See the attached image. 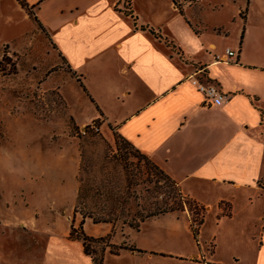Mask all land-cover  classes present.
I'll return each instance as SVG.
<instances>
[{
  "label": "crops",
  "instance_id": "obj_1",
  "mask_svg": "<svg viewBox=\"0 0 264 264\" xmlns=\"http://www.w3.org/2000/svg\"><path fill=\"white\" fill-rule=\"evenodd\" d=\"M8 1L33 22L25 34L38 29L17 0ZM25 1L69 68L57 85L74 120L108 126L204 209L198 252L180 234L167 242L158 230L151 242L135 243L142 225L158 221L146 219L138 230L116 232L127 249L106 250L103 264H264V0L240 9L237 30L218 20L212 27L176 0ZM228 49L235 56L218 60ZM198 68L228 100L203 105L189 77ZM168 222L171 232L182 223ZM190 222L184 228L193 233ZM113 228L89 218L83 226L96 238ZM41 249L40 264H93L70 232L49 236Z\"/></svg>",
  "mask_w": 264,
  "mask_h": 264
},
{
  "label": "rangeland",
  "instance_id": "obj_2",
  "mask_svg": "<svg viewBox=\"0 0 264 264\" xmlns=\"http://www.w3.org/2000/svg\"><path fill=\"white\" fill-rule=\"evenodd\" d=\"M176 1L179 7L186 3L192 14L212 27L218 20L224 30L241 28L240 13L245 10L240 9L248 5L247 0ZM31 26L33 22H28L11 1L0 2V264H40L41 245L45 246L49 236L63 239L71 228L73 235L85 234L87 218L76 211L84 153L101 168L99 176L118 177L126 186L132 182L141 206L168 202L174 207L166 214L147 218L158 221L146 222L138 234L132 232L135 243L139 238L151 242L158 230L167 242H171L170 236L180 234L198 252V240L204 247L206 238L186 231L184 223L190 220L192 230H199L203 207L183 195L179 185L166 179L154 163L137 155L132 147H124L108 126L98 121L97 127L91 124L86 128L74 120L57 85L69 74V68L40 27L25 34ZM4 40L10 43L3 44ZM120 164L127 165L129 173ZM169 214H173L169 219L162 217ZM177 220L181 226L171 232L168 221ZM109 224L114 227L110 235H99L102 240L88 242L95 264L104 249L122 245L116 235L122 220ZM126 262L110 258L106 264Z\"/></svg>",
  "mask_w": 264,
  "mask_h": 264
},
{
  "label": "trees",
  "instance_id": "obj_3",
  "mask_svg": "<svg viewBox=\"0 0 264 264\" xmlns=\"http://www.w3.org/2000/svg\"><path fill=\"white\" fill-rule=\"evenodd\" d=\"M23 8L29 13V17H32L34 21L38 24V27H40L42 30V25L40 22H38L37 18L34 17V14L31 12V10L28 8L27 2L25 0H17ZM251 0H247L248 4ZM242 15V14H241ZM44 31V30H43ZM244 32V30H243ZM243 37V36H242ZM242 37L240 41L242 40ZM98 121H94L93 125L97 127ZM92 125H87L86 128H90ZM99 128V126H98ZM119 140L125 145L130 146L134 149L135 153L144 159H147L150 164L153 165V162L150 160V158L138 150L135 149L133 144H131L129 141L124 139L123 137L117 135ZM116 144L118 145V141L116 140ZM116 148L119 149V146ZM110 147V146H109ZM112 148V147H110ZM112 150V149H111ZM120 156L117 157V159ZM119 166L122 167L125 171L129 173V167L123 166L120 164ZM156 169L160 171L161 174H163L166 179H168L171 182H174L161 168H159L157 165ZM114 167H118V165H115ZM117 170V169H114ZM101 171V168L99 165L92 161V159H88L86 153L83 154V160L78 176V192H77V207L76 211L80 212L81 215H83L86 218H90L93 220L94 223H101V224H109L115 223V220L121 219L123 222V227L128 226L132 227L135 230H138L140 225L147 219L156 217L160 214H166L172 210H175L174 207L169 206L168 202L166 204H158L154 203L153 206H144L140 204L139 195H137V191H135L131 184L132 182L129 181V185H124L118 177H113L111 175H105V176H99L98 173ZM110 172V171H109ZM109 174V173H108ZM141 176V172L137 174ZM128 176V175H127ZM141 178V177H140ZM140 182V180H139ZM138 183H134L135 185H139ZM175 183V182H174ZM109 217H115L109 218ZM117 217V219H116ZM131 218V220H130ZM203 223V220L201 221V225ZM200 225V226H201ZM74 228H71L70 237L71 238H78L81 239L85 248V253L87 256L91 257L90 250L88 249V242L94 241L97 242L98 238L91 237L86 234H83V236H77L73 235ZM194 236L198 235V230L193 229ZM97 239V240H94ZM102 240V239H101ZM112 249H110V253L118 254L122 249H127L125 246H116L111 245ZM132 251H136L139 253H143L144 251L137 249L135 247H130ZM106 252V249H104ZM105 252L103 256L105 255ZM103 256L101 259H99L97 264H103ZM94 261V260H93ZM93 264H95L93 262ZM208 264H218V263H211Z\"/></svg>",
  "mask_w": 264,
  "mask_h": 264
},
{
  "label": "built area",
  "instance_id": "obj_4",
  "mask_svg": "<svg viewBox=\"0 0 264 264\" xmlns=\"http://www.w3.org/2000/svg\"><path fill=\"white\" fill-rule=\"evenodd\" d=\"M231 55L235 56V52H233L231 49H228L226 55H224L222 58L218 57V60L229 62ZM204 74V70L198 68L195 73L189 76L192 82L191 84L203 95V105L210 107L216 104H222L228 100L229 95L227 92H225L216 83L208 81ZM260 186L262 189H264V176L260 180Z\"/></svg>",
  "mask_w": 264,
  "mask_h": 264
}]
</instances>
